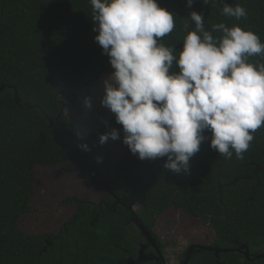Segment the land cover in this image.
<instances>
[{"label":"trees","instance_id":"obj_1","mask_svg":"<svg viewBox=\"0 0 264 264\" xmlns=\"http://www.w3.org/2000/svg\"><path fill=\"white\" fill-rule=\"evenodd\" d=\"M159 3L177 14L173 32L160 40L174 46L177 56L186 36L183 22L192 10L203 11L210 31L219 22L240 24L264 42V0H194L191 9L187 0ZM224 3L241 4L247 17L224 16ZM91 15L90 0H0V264H128L139 256L143 239L133 211L151 231L168 212L183 211L202 220L215 234V245L234 249L221 253L220 262L204 251L188 264H264V257L254 258L264 253V127L243 159L235 154L226 159L213 150L206 132L209 139L191 157L186 174L163 168L167 157L141 160L134 154L111 169L99 155L105 144L99 136L122 129L114 114L81 142L66 107L57 118L67 101L61 93L114 71L95 41ZM250 59L264 62L259 56ZM85 142L90 151L78 147ZM72 161L100 166L104 179L95 178L103 186L101 200L68 198L73 211L56 232H27L22 221L35 213L37 166ZM115 200L126 205L115 208ZM132 202L138 209H129ZM242 244L255 253L251 260L236 249Z\"/></svg>","mask_w":264,"mask_h":264},{"label":"clouds","instance_id":"obj_2","mask_svg":"<svg viewBox=\"0 0 264 264\" xmlns=\"http://www.w3.org/2000/svg\"><path fill=\"white\" fill-rule=\"evenodd\" d=\"M90 3L95 41L114 69L103 79L100 103L122 126L131 153L141 160L167 157L163 168L188 174L191 157L210 132L213 150L226 159L233 154L243 159L264 127V62L250 59L264 58L260 36L225 22L212 24L210 31L203 11L192 10L183 22L186 36L177 56L174 46L160 42L173 32L177 14L159 0ZM193 3L187 0L186 7ZM221 12L237 21L247 17L239 3H224ZM92 106V97L85 96L83 107ZM109 139L119 140L120 129L99 136L100 144ZM78 147L91 150L86 142Z\"/></svg>","mask_w":264,"mask_h":264},{"label":"rangeland","instance_id":"obj_3","mask_svg":"<svg viewBox=\"0 0 264 264\" xmlns=\"http://www.w3.org/2000/svg\"><path fill=\"white\" fill-rule=\"evenodd\" d=\"M104 74L89 85H81L79 96L67 97L65 102L66 114L76 127V134L83 133L80 138L92 133L107 122L112 113L101 106L103 95ZM85 96H91V109L83 107ZM123 130L120 139H109L100 149L99 155L106 164L114 166L128 154H132L128 146L123 143ZM82 165L79 161H72L56 166H37L36 194L32 200L33 215L23 218V228L27 232H56L72 211L73 206L66 203V199L81 197L98 203L103 195V186L95 178L96 171ZM138 207H135V209ZM203 222L187 215L183 211H170L157 224L153 234L163 242L167 264H181L184 250L195 242L200 247H206L214 242L215 234L203 228ZM141 233H143L141 231ZM171 241V244H166ZM185 255V254H184ZM168 260V261H167Z\"/></svg>","mask_w":264,"mask_h":264},{"label":"water","instance_id":"obj_4","mask_svg":"<svg viewBox=\"0 0 264 264\" xmlns=\"http://www.w3.org/2000/svg\"><path fill=\"white\" fill-rule=\"evenodd\" d=\"M100 77H101V76H98L96 79H99ZM93 81H94V80H93ZM81 85H85V84L82 83ZM81 85H80L76 90H73V91H71V92H69V93H64V92H63V93H61V94L65 95L66 97H69V98H72L73 96H76V97H77V96H79L80 89H81V87H82ZM16 99H17L18 102L22 101V99L19 98V95H18L17 92H16ZM62 102H63V108H62L60 114L57 116V118L60 117V116L62 115V113H63V111H64V109H65V102H64V101H62ZM77 138H78V140H79L80 142L82 141V138H80V137L78 136V134H77ZM93 170L96 171V173H97L98 175H100V176L104 179V175L101 174L102 171H101L100 166H98V165H94V166H93ZM106 186H108L107 183H106ZM135 205H136V203L132 202V203H130L128 206H129V208L134 209ZM132 215H133V218H136L135 221H136V223L138 224L139 228L142 230L143 234L148 235V236H152L153 231L149 230V229H148V228H147V227L141 222V219L138 217L136 211H133V212H132ZM200 248H201L202 250H206V251H216V256L218 257V262H220V254H221V253H225V252H229V251L234 250V249H225V248H224V249H223V248L220 249V248L212 247V246H206V247H200ZM237 250H238V251L244 250V255L246 256V258H247L248 260H251V256H250L251 253H250V249H249V246H248V245H246V244H242V245H240V246L237 248ZM193 251H194V247L191 246V247L189 248V250H188L187 257L184 259V261H183L181 264H188V263H189L190 258H191V255H193V254H192ZM198 251H199V250H198ZM190 252H192V253L190 254ZM157 253H158V254H146V253H145V248L142 247V248L140 249L139 256H138L137 258H135V257H130L129 259L126 260V263H128V264H140V263L147 262V261H153V260H156L157 262H159V261L161 260L162 263L167 264V263H166V258H165L164 254H163V252H162V250H161L160 248L157 249ZM262 257H264V253H261V254L257 255L256 257H254V258H258V259H260V258H262Z\"/></svg>","mask_w":264,"mask_h":264},{"label":"flooded vegetation","instance_id":"obj_5","mask_svg":"<svg viewBox=\"0 0 264 264\" xmlns=\"http://www.w3.org/2000/svg\"><path fill=\"white\" fill-rule=\"evenodd\" d=\"M118 201H119V202H118ZM118 201H116V200L114 201V203H115V202H118L116 205H115L114 203H112L113 206L115 205V206H114L115 208H120V207L126 205L123 201H121V200H118ZM129 209H131V208H129ZM142 236H143V239H142L141 241L138 242V245H139L140 249H141L142 247L145 248V253H146V254H158V253H157V249H158V248H160V249L162 250L163 254H165V251H164V249H163V242H162L161 240H159L158 237H157L156 235L152 234V236H148V235H145V234L142 233ZM197 244H200V243H198V242L192 243V244H190V245L186 248V250H184L183 253L185 254V257H187L188 250H189V248H190L191 246L194 247V251H193V253L190 252V254H191V253L193 254V255H191V258H190V259H192L193 256H194L195 254H201L202 252L206 251V250H202V249L200 248V246H198ZM208 246L217 247V248H220V249L223 248V247H219V246L215 245V242H213V241H212V244H211V245H208ZM237 248H238V247H237ZM237 248H236V249H237ZM223 249H224V248H223ZM198 250H199V251H198ZM209 252H211V253H213V254H216V251H209ZM238 252L244 254V250H241V251H238ZM250 253H251V252H250ZM253 254H255V253H251L250 256L253 257ZM164 256H165V255H164ZM184 259H185V258H184ZM167 261H168V260H167ZM151 262H154V264H164V263L161 262V260H160L159 262H157L156 260H155V261H151ZM181 262H182V260H181ZM166 263H167V262H166Z\"/></svg>","mask_w":264,"mask_h":264}]
</instances>
